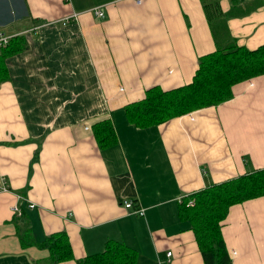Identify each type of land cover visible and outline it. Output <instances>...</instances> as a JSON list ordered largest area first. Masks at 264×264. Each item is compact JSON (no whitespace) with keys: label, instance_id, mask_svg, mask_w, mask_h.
Returning a JSON list of instances; mask_svg holds the SVG:
<instances>
[{"label":"crops","instance_id":"1","mask_svg":"<svg viewBox=\"0 0 264 264\" xmlns=\"http://www.w3.org/2000/svg\"><path fill=\"white\" fill-rule=\"evenodd\" d=\"M217 19L237 46L264 44V0H0V37L24 39L2 60L0 264H93L109 243L134 264H204L180 205L264 169V76L158 126L124 107L190 84ZM103 119L116 141L101 147ZM221 233L232 264H264V197L230 207Z\"/></svg>","mask_w":264,"mask_h":264},{"label":"trees","instance_id":"2","mask_svg":"<svg viewBox=\"0 0 264 264\" xmlns=\"http://www.w3.org/2000/svg\"><path fill=\"white\" fill-rule=\"evenodd\" d=\"M210 26L217 49L199 57L191 83L169 91L158 86L147 89L142 100L124 107L131 125L141 129L158 126L204 108L216 107L233 98L235 85L264 76V44L248 50L227 40L224 20L217 19ZM220 41L225 43L220 44ZM23 44V37H15L2 47L0 82L6 79L3 58L19 52ZM91 131L101 147L116 141L109 119L93 123ZM261 197H264V169L205 188L183 199L179 216L190 224L204 264H232L223 241L221 223L230 207ZM51 250L56 260L70 257L58 243ZM93 258V264H134L135 253L121 244L109 243L103 253Z\"/></svg>","mask_w":264,"mask_h":264},{"label":"built area","instance_id":"3","mask_svg":"<svg viewBox=\"0 0 264 264\" xmlns=\"http://www.w3.org/2000/svg\"><path fill=\"white\" fill-rule=\"evenodd\" d=\"M94 13L98 16V17H102L103 16V9L102 8H96L94 9ZM9 41V37L6 36H1L0 37V47H4L7 45ZM191 204V202L189 203ZM123 206L125 209L130 210V214L131 215H137V216H144V210L141 208H134V203L132 201H123ZM31 207H33L31 205ZM15 210V209H13ZM171 253H167V257H170Z\"/></svg>","mask_w":264,"mask_h":264}]
</instances>
